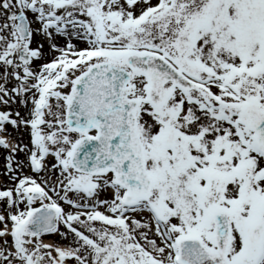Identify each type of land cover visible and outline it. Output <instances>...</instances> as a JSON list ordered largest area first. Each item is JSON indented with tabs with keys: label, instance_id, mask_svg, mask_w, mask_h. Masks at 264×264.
Here are the masks:
<instances>
[{
	"label": "snow or ice",
	"instance_id": "obj_1",
	"mask_svg": "<svg viewBox=\"0 0 264 264\" xmlns=\"http://www.w3.org/2000/svg\"><path fill=\"white\" fill-rule=\"evenodd\" d=\"M0 264H264V0H0Z\"/></svg>",
	"mask_w": 264,
	"mask_h": 264
}]
</instances>
